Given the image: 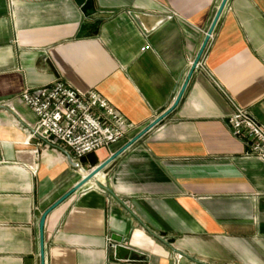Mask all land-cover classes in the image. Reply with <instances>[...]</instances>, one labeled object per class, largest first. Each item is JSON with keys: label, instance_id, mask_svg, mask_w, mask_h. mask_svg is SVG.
I'll return each instance as SVG.
<instances>
[{"label": "crops", "instance_id": "1", "mask_svg": "<svg viewBox=\"0 0 264 264\" xmlns=\"http://www.w3.org/2000/svg\"><path fill=\"white\" fill-rule=\"evenodd\" d=\"M221 2L0 0V104L62 81L135 127L75 168L29 138L31 109L0 107V264H41L43 213L172 107ZM228 3L203 54L211 75L196 69L166 119L49 214L45 264H264V162L227 128L228 98L264 126V0Z\"/></svg>", "mask_w": 264, "mask_h": 264}, {"label": "built area", "instance_id": "2", "mask_svg": "<svg viewBox=\"0 0 264 264\" xmlns=\"http://www.w3.org/2000/svg\"><path fill=\"white\" fill-rule=\"evenodd\" d=\"M174 17L170 15L168 19ZM207 62L202 56L196 69L211 75ZM228 99L235 107L227 128L249 147L248 156L264 162V126L248 109ZM15 102L35 113V123L23 121L30 139L42 140L65 151L78 164L89 154L118 145L135 129L98 91L81 92L62 81L38 89H26L14 99L1 103L0 107L15 113ZM117 247L116 243H111L113 250ZM180 259L182 255L179 254L175 264Z\"/></svg>", "mask_w": 264, "mask_h": 264}, {"label": "water", "instance_id": "3", "mask_svg": "<svg viewBox=\"0 0 264 264\" xmlns=\"http://www.w3.org/2000/svg\"><path fill=\"white\" fill-rule=\"evenodd\" d=\"M76 3L80 6L84 5L87 0H75ZM229 0H222V4H220L219 9L216 13V18H214L212 25L210 29L208 30V33L206 35V38L204 40V43L200 49V52L195 59L191 70L188 74V77L182 86V90H180L174 104L170 109H168L165 113H163L160 117H158L154 122H152L148 127H146L144 130H142L138 135H136L134 138H132L129 142H127L125 145H123L118 151H116L114 154H112L108 159H106L104 162L99 164L97 167L93 168L89 172H86L85 170L82 171L83 176L81 180L66 194H64L60 199H58L53 205H51L41 216L40 222H39V233H40V258H41V264H45V225L47 217H49V214L53 212L56 208H58L61 204L65 203L67 199H69L74 194L80 192L82 189H84L87 185L91 184L96 178L103 173V171L111 165L114 161H116L121 155H123L128 149L133 147L134 144H136L140 139H142L146 134L150 133L155 127H157L164 119H166L173 110L180 105V101L187 89V86L189 84V81L191 80L192 76H194V72L202 59V56L204 54V51L206 50L208 43L213 35L215 33L216 26L227 6ZM87 32V29L85 25L81 29L78 38H81L84 36ZM69 161L74 165L75 168H79V164L74 162L71 156H68ZM97 186H101L98 182H96ZM106 189V187H104ZM118 243V247L115 250L116 256L120 260H124L126 256H132L134 252L122 245V239H114Z\"/></svg>", "mask_w": 264, "mask_h": 264}, {"label": "trees", "instance_id": "4", "mask_svg": "<svg viewBox=\"0 0 264 264\" xmlns=\"http://www.w3.org/2000/svg\"><path fill=\"white\" fill-rule=\"evenodd\" d=\"M84 10L86 11V13H88L90 11V5L89 4H86L84 6Z\"/></svg>", "mask_w": 264, "mask_h": 264}, {"label": "rangeland", "instance_id": "5", "mask_svg": "<svg viewBox=\"0 0 264 264\" xmlns=\"http://www.w3.org/2000/svg\"><path fill=\"white\" fill-rule=\"evenodd\" d=\"M132 132H133V131H132ZM132 132H130V133H132ZM130 133H129V134H130ZM126 138H127V137H126ZM126 138H125V139H126ZM125 139H124V140H125ZM128 142H129V141H128ZM124 145H125V144H124ZM122 146H123V145H122ZM103 150H104V149H103Z\"/></svg>", "mask_w": 264, "mask_h": 264}, {"label": "bare ground", "instance_id": "6", "mask_svg": "<svg viewBox=\"0 0 264 264\" xmlns=\"http://www.w3.org/2000/svg\"><path fill=\"white\" fill-rule=\"evenodd\" d=\"M21 123H23V122H21ZM19 126V125H18Z\"/></svg>", "mask_w": 264, "mask_h": 264}]
</instances>
